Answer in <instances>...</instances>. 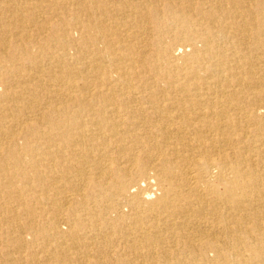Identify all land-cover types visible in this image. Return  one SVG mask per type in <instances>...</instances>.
<instances>
[{
    "label": "bare ground",
    "instance_id": "6f19581e",
    "mask_svg": "<svg viewBox=\"0 0 264 264\" xmlns=\"http://www.w3.org/2000/svg\"><path fill=\"white\" fill-rule=\"evenodd\" d=\"M0 264H264V0H0Z\"/></svg>",
    "mask_w": 264,
    "mask_h": 264
}]
</instances>
